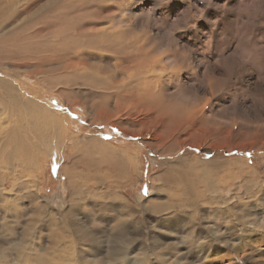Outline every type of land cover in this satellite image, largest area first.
Wrapping results in <instances>:
<instances>
[{
  "label": "rangeland",
  "instance_id": "rangeland-1",
  "mask_svg": "<svg viewBox=\"0 0 264 264\" xmlns=\"http://www.w3.org/2000/svg\"><path fill=\"white\" fill-rule=\"evenodd\" d=\"M2 1L35 18L0 36V82L60 115L65 135L62 152L37 119L0 126V264H66L72 242L77 264H264V0H75L86 7L71 13L59 0L46 32L58 18L35 13L45 1ZM79 21L91 33L69 36ZM89 36L103 46L49 47ZM92 134L126 153L123 171L87 151L83 164L78 145L64 166Z\"/></svg>",
  "mask_w": 264,
  "mask_h": 264
},
{
  "label": "bare ground",
  "instance_id": "bare-ground-1",
  "mask_svg": "<svg viewBox=\"0 0 264 264\" xmlns=\"http://www.w3.org/2000/svg\"><path fill=\"white\" fill-rule=\"evenodd\" d=\"M21 1V0H20ZM31 1V0H30ZM29 0H27V2H25V4L23 5V7H24V9H26V11H30L31 10V7H33V6H35L34 4H38V3H41V1H45L40 7H38L37 9H36V11H35V13L36 14H40V13H43V12H46V11H53L55 8H56V6H57V3H58V1L59 0H36V1H31L30 2ZM84 1V0H83ZM22 2V1H21ZM80 2H81V0H80ZM19 2H17V3H14L13 1H0V7H2L3 8V10H2V15L4 16V20H6L5 21V23L6 24H8L7 25V27H2V29H1V31H0V36L1 37H3V36H6V35H8V34H13V32L14 31H16V28H19V29H21L22 27H24L25 26V24H26V22L28 23L29 21L28 20H31V19H34L35 18V15L34 14H31V15H29L28 16V14L26 15V16H23L22 18H21V15H18V10L17 9H15L14 7L18 4ZM69 4H70V6L66 9V10H68L67 11V13H71L72 12V10L74 11L75 9H79L78 7H80V9H82V7L84 6V7H86L85 5H84V3H82V5L81 6H78V4H76V1L75 0H70L69 1ZM4 5V6H3ZM22 4H19V7L21 6ZM80 5V4H79ZM95 5H96V3H95ZM18 7V8H19ZM22 7V8H23ZM55 7V8H54ZM74 8V9H73ZM72 9V10H71ZM35 10V9H34ZM25 11V12H26ZM22 12V11H21ZM20 14V13H19ZM52 14H56L57 15V18L58 19H56V18H52V17H47L46 18V20H48V21H46L43 25L44 26H40V27H38L37 28V31L38 32H43L42 31V29L45 31V30H49V29H57L58 28V25L56 24L60 19L59 18H61L60 16H62V15H60V13L59 12H57V11H53L52 12ZM31 16H34V17H31ZM59 16V17H58ZM7 17H9V18H7ZM13 18H17V20H16V22H12V19ZM65 18V17H64ZM83 21V20H82ZM82 21L80 22H78V24H76L75 26H72V30H65L66 32H67V34L69 35V36H71V33H72V37L73 36H76L77 34H79V35H81L82 33H88V35L91 33V32H88V30H84V28H83V24H82ZM44 22V21H43ZM107 29V28H106ZM109 30V29H108ZM65 31L64 30H62V31H55V32H53V36H55V35H57V37H60V36H64L63 34H66L65 33ZM106 30L105 29H103V30H101L100 32H104V33H106L105 32ZM46 32V31H45ZM99 31H97V32H94V33H98ZM104 33H102V34H104ZM41 34V33H40ZM99 35V34H98ZM97 35V36H98ZM23 36V35H22ZM24 36H26V35H24ZM44 36V35H43ZM42 36V37H43ZM66 36V35H65ZM104 36V35H103ZM105 36H108V34L107 35H105ZM51 37V36H50ZM49 37V38H50ZM90 37V36H89ZM96 37V36H95ZM100 37V36H99ZM99 37H98V39H99ZM94 38V37H93ZM103 38V37H102ZM105 38V37H104ZM103 38V39H104ZM92 38L90 37V40H91ZM97 39V40H98ZM22 40V39H21ZM62 40H63V38H62ZM89 40V41H90ZM86 41V40H85ZM72 42V43H70V46L68 45V46H63L62 44H64V43H62V44H58L57 43V45H55V46H49L50 48H52V49H55V50H57L58 48H64V47H68V48H79V47H82V48H96V46H98V48H101L103 45V43H101L100 42V44L97 42V41H92L91 40V42ZM23 42V41H22ZM25 42H26V40H25ZM40 44V43H39ZM72 44V45H71ZM106 45H112V46H114V43H112V42H110V41H107L106 40ZM39 46V45H38ZM122 47H124V46H122ZM112 48V47H111ZM130 48V47H129ZM85 50V49H84ZM83 50V51H84ZM92 50V49H91ZM110 50V49H109ZM65 52V51H64ZM81 52V51H80ZM82 53V52H81ZM15 54V53H14ZM85 57V56H84ZM153 63H155V62H153ZM162 64V63H161ZM110 69V68H109ZM112 69V68H111ZM113 70V69H112ZM95 71V70H94ZM147 71V70H146ZM96 72V71H95ZM95 72H93L94 74H95ZM109 72V71H108ZM114 73V72H113ZM96 75V74H95ZM110 75V74H109ZM121 75V74H120ZM98 76V75H97ZM91 77V76H90ZM122 78H124V79H127L128 78V76H121ZM99 78V77H98ZM104 79H105V77H103ZM91 80V79H90ZM131 80V79H130ZM95 81V80H94ZM98 81V80H97ZM101 80H99V82H100ZM106 81H109L108 80V78L106 79ZM16 82V81H15ZM86 82V81H85ZM90 81L88 80V83H89ZM91 82H93V81H91ZM111 82V81H110ZM118 82V81H117ZM17 83V82H16ZM87 83V84H88ZM95 83H97V82H95ZM0 84H1V86H0V94H4L5 95V99H6V101H8L9 102V104H10V108H11V110H10V112H8V113H5L4 114V112H1L0 113V117L2 118V120L0 121V126H5V127H7V128H9V131L10 130H17L18 132H20V133H24V131L26 130V129H28V127H29V121L32 123V121H34L35 119H37L39 122H41L42 124H44L46 127H47V129H46V133H47V137H45V141L46 142H48L47 144H45V147L46 146H53V147H56V148H58L60 151H62L63 152V149H64V147H63V145H61L60 144V142L62 141V137H63V134L65 135V133H64V130H63V120L59 117V116H57L54 112H51L49 109H47L45 106H43V105H41V104H39V103H37V102H35V100L34 99H32V98H28V97H26L25 96V94L21 91V87L19 86V85H16L15 83H13L12 81H6L5 79L4 80H2L1 82H0ZM111 84H112V82H111ZM114 84V83H113ZM118 84H120L119 82H118ZM117 84V85H118ZM91 85H93V84H91ZM104 85V84H103ZM104 86H106V85H104ZM103 86V87H104ZM109 86V85H108ZM123 86H124V84H123ZM92 87V86H91ZM97 87H99V85L97 86ZM101 87V86H100ZM99 87V88H100ZM115 87V86H114ZM113 87V88H114ZM126 87V86H125ZM95 88V87H94ZM98 88V89H99ZM102 88V87H101ZM105 88V87H104ZM106 88H107V86H106ZM105 88V89H106ZM109 88H111V85H110V87ZM120 88H123V87H119V88H117L118 90H120ZM132 88V87H131ZM134 89V88H133ZM102 90V89H101ZM104 90V89H103ZM111 90V89H110ZM109 90V91H110ZM115 90V89H114ZM124 90V89H123ZM105 91H108V90H105ZM104 91V92H105ZM125 91V90H124ZM111 92H113V94H115V91H111ZM111 92H109L110 94H111ZM118 92V91H117ZM119 92H121V90L119 91ZM119 92H118V94H119ZM26 93V92H25ZM122 93H123V91H122ZM132 93V92H131ZM125 94H126V92H125ZM26 95H27V93H26ZM106 95H107V92H106ZM127 95H129L128 94V92H127V94H126V96ZM105 96V95H104ZM114 96V95H113ZM112 96V97H113ZM130 96H133V94L131 95L130 94ZM110 97V96H109ZM120 97V96H119ZM122 97H124V96H122ZM128 98H129V96H127ZM126 98V97H125ZM123 99V98H122ZM133 99V98H132ZM38 101V100H37ZM112 101V100H111ZM131 101V100H130ZM109 102V101H108ZM117 108V107H116ZM118 109V111H119V108H117ZM148 110H149V108H147ZM118 111L117 112H115V113H117L118 114ZM143 113V112H142ZM119 115V114H118ZM129 115H131V114H129ZM62 116V115H61ZM121 117H122V113H121V115H120ZM144 116V115H143ZM107 117V119H110L111 120V118H112V116L110 115V116H106ZM114 117V116H113ZM30 118V119H29ZM117 118V117H116ZM141 118V117H140ZM143 119V118H142ZM121 120V119H120ZM131 120H134L133 118H131ZM146 120V119H145ZM135 121V120H134ZM142 121V120H141ZM124 122V121H123ZM131 122V121H130ZM136 123H138V121H136ZM142 125H143V123L142 122H140ZM131 124H132V122H131ZM140 124V125H141ZM141 125V126H142ZM69 126V125H68ZM4 131H6V130H4ZM137 132V131H136ZM135 132V133H136ZM131 133V132H130ZM133 133V132H132ZM96 135V134H95ZM100 136V135H99ZM75 138H77V137H75ZM82 138H84L83 136H82ZM87 138V137H86ZM72 140H74V139H72ZM157 140V139H156ZM81 143H82V145H81ZM80 147V154H81V159L83 160L84 158H86V157H84V151H87L88 153H89V157L92 159V163L94 164V165H98V164H95V163H101V161H103V162H106V164L105 165H107V162H110L111 163V165L112 166H114V163L112 164V161H116V159L117 158H121L122 160V163H121V167H117L119 170H121V171H123V168H124V163L126 162V160H127V157H125L124 155L126 154L125 152H123L124 153V155L120 152V151H118V150H116V149H113V148H111L108 144H106L100 137H96V136H93V134H92V136H89L88 137V139H85V140H77V141H75L74 142V148L72 149L73 151H72V155L70 156V157H68V159L69 160H67L66 162H65V167H68L67 165L68 164H70V163H73L74 162V160H76V161H78L76 158H77V154H78V152L76 151V148L78 147V146ZM77 146V147H76ZM62 147V148H61ZM78 147V148H79ZM242 147H245V146H242ZM246 147H249V146H246ZM55 148V149H56ZM82 148H84V149H82ZM119 150H121V149H119ZM59 151V153H60V156L62 157V156H64L61 152ZM121 151H124V150H121ZM82 152V153H81ZM37 153H39V151L37 152H35L34 153V158H36L37 156ZM3 154H5V150L4 149H2V148H0V158L1 157H3L2 155ZM40 154V153H39ZM79 156V155H78ZM65 157V156H64ZM89 158V159H90ZM4 159L5 158H3V161H4ZM9 161V160H8ZM23 161H26V160H23ZM80 161V160H79ZM79 161H78V163H79ZM85 161V162H84ZM83 164L84 163H86L87 162V159H85V160H83V161H81ZM88 162H89V160H88ZM91 162V161H90ZM102 162V163H103ZM128 162H131V160H129V158H128ZM91 163V164H92ZM9 164L10 165H14V164H16V165H18V166H20L18 163H14V162H11V161H9ZM1 166H3V165H1ZM69 166H71V165H69ZM82 166V165H81ZM110 166V165H109ZM108 166V167H109ZM126 166H128V165H126ZM11 167H13V169L11 168V170L13 171L14 170V167H16L15 165L14 166H11ZM74 167H76L75 165H74ZM90 167V166H89ZM98 167V166H97ZM99 167H100V165H99ZM104 167V166H103ZM107 167V166H106ZM107 167V168H108ZM69 168V167H68ZM78 168V167H77ZM114 168V167H113ZM116 168V169H117ZM96 169V168H95ZM16 170V169H15ZM14 170V171H15ZM62 170H66L64 167H63V169ZM99 170V169H98ZM104 170H105V168H104ZM107 170V169H106ZM113 170V169H112ZM129 170V169H128ZM20 171V170H19ZM23 171V170H22ZM21 171V172H22ZM25 171V170H24ZM23 171V172H24ZM120 171V172H121ZM125 171H127L126 170V168H125ZM106 172V171H105ZM117 172V171H116ZM128 172V171H127ZM68 173H70V172H68ZM127 174V173H126ZM95 175V174H94ZM104 175V174H103ZM123 176H124V174H122ZM72 176V174L70 175V177ZM100 176V175H99ZM69 178V177H68ZM67 178V179H68ZM95 178H97V177H95ZM81 179V178H80ZM101 179V178H100ZM82 181V180H81ZM128 182V181H127ZM66 185V184H65ZM58 235V234H57ZM56 237V236H55ZM127 240V239H126ZM118 241V240H117ZM128 241L129 242H127V243H125L124 245H125V249L124 250H129L130 249V245H131V241L128 239ZM112 242V241H111ZM68 250L70 251V258L68 259L69 261L66 263V264H77V262L76 261H74V255L72 254L73 253V251H74V248H75V246H74V244H73V242L72 243H70L69 245H68ZM121 248V247H120ZM113 252H115V251H113ZM42 258H44V257H42ZM133 262H132V264H142L143 263V258L142 257H139L138 255L137 256H134L133 257Z\"/></svg>",
  "mask_w": 264,
  "mask_h": 264
},
{
  "label": "snow or ice",
  "instance_id": "snow-or-ice-1",
  "mask_svg": "<svg viewBox=\"0 0 264 264\" xmlns=\"http://www.w3.org/2000/svg\"><path fill=\"white\" fill-rule=\"evenodd\" d=\"M119 134V133H118ZM105 139H110V137H105ZM250 155V154H249Z\"/></svg>",
  "mask_w": 264,
  "mask_h": 264
}]
</instances>
